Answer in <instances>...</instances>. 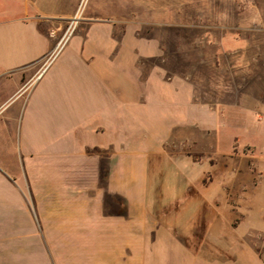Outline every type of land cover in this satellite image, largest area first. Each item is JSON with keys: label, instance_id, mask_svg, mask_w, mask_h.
Masks as SVG:
<instances>
[{"label": "crops", "instance_id": "obj_1", "mask_svg": "<svg viewBox=\"0 0 264 264\" xmlns=\"http://www.w3.org/2000/svg\"><path fill=\"white\" fill-rule=\"evenodd\" d=\"M70 16L35 0H0V264H264L239 237H225L229 222L206 220L210 249H190L170 229L191 237L204 205L227 199L202 185L197 162L167 150L185 129L213 128L215 114L184 110L180 85L166 87L165 49L90 26L63 56ZM93 33L107 40L94 43ZM131 40L139 51H124L119 69L109 58ZM151 59L161 65L145 70ZM90 189L101 212L106 202L121 212L98 216L108 245L93 253Z\"/></svg>", "mask_w": 264, "mask_h": 264}, {"label": "rangeland", "instance_id": "obj_2", "mask_svg": "<svg viewBox=\"0 0 264 264\" xmlns=\"http://www.w3.org/2000/svg\"><path fill=\"white\" fill-rule=\"evenodd\" d=\"M35 1L53 15H71L63 24L68 30L62 36L68 38L63 56L82 41L90 26H113V36L119 40L128 32L133 40L159 42L165 49L161 63L166 67L165 79L172 81L166 87L180 85L184 110L191 107L198 113L215 114L213 128L185 129L176 137L181 142L173 140L167 150L197 162L198 171L204 174L202 185L224 189L227 199L226 204L215 201L213 206L204 205L203 217L199 215L191 237H183L175 227L170 229L190 249H208L205 235L209 218L229 222L225 237H239L264 262V0ZM90 38L96 40L94 43L107 40L106 35L96 33ZM133 40L129 41L131 48L120 46L109 58L119 69L124 51H139L141 42ZM142 63L147 70L160 61ZM22 187L28 195L24 180ZM90 190L84 221L87 253L108 245L102 231L109 227L101 226L98 216L121 214L118 204L110 202L103 204L102 212L97 209ZM71 199L77 202L76 195ZM76 222L71 217V225ZM38 224L44 247L46 223Z\"/></svg>", "mask_w": 264, "mask_h": 264}]
</instances>
